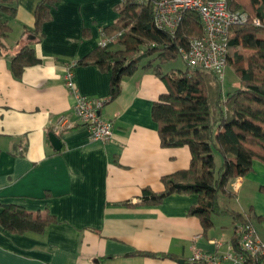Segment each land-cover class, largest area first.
Instances as JSON below:
<instances>
[{
	"label": "crops",
	"instance_id": "0c3cea01",
	"mask_svg": "<svg viewBox=\"0 0 264 264\" xmlns=\"http://www.w3.org/2000/svg\"><path fill=\"white\" fill-rule=\"evenodd\" d=\"M120 1L57 0L39 36L33 33L39 0H15V15L2 14L10 30L0 37V212L12 204L51 219L41 232L0 224V264H194V247L222 253L232 241L239 220L213 215L204 230L188 212L198 199L194 193L138 201L144 188L162 190L161 178L186 169L191 157L187 146L160 142L151 109L166 89L152 69L124 76L120 92L109 99L110 73L75 64L78 90L106 100L100 114L112 120V136L92 140L76 121L66 67L112 30ZM25 44L39 61L15 76L11 57ZM61 116L63 127L56 124ZM227 188L233 197L243 191L247 203L225 208L241 214L264 243V162L253 160L252 170Z\"/></svg>",
	"mask_w": 264,
	"mask_h": 264
},
{
	"label": "trees",
	"instance_id": "16d2710c",
	"mask_svg": "<svg viewBox=\"0 0 264 264\" xmlns=\"http://www.w3.org/2000/svg\"><path fill=\"white\" fill-rule=\"evenodd\" d=\"M15 0H0V37H6L10 26L2 14L13 17ZM57 0H39L34 11V35L39 36L42 23L50 17V6ZM229 9L248 14L244 24L232 25L228 31L229 65L238 78L235 89L223 93L218 76L200 68L162 72L163 63L180 56L192 37L201 33L197 13H184L174 33L161 29L153 21V7L137 0H121L119 18L111 26L122 34L112 43L98 45L75 64H94L110 73L109 99L118 95L124 76L139 67L152 69L164 82L165 92L153 103L151 113L157 122L162 146H187L190 163L186 169L161 178L163 189H142L140 203L161 202L172 193H194L198 199L189 214L200 219L204 230L213 224V215H229L242 221L241 214L222 208L219 194L234 196L228 184L252 170L253 160L264 162V0H226ZM259 20V24L253 22ZM117 43V47L115 44ZM30 44L11 57V69L20 76L23 68L38 62ZM155 62V63H154ZM221 163L215 171L214 152ZM48 214L33 213L12 204H4L0 224L16 232H41L50 221ZM241 250L238 237L231 241ZM146 255H155L142 253ZM246 264H264V255L245 253Z\"/></svg>",
	"mask_w": 264,
	"mask_h": 264
},
{
	"label": "built area",
	"instance_id": "2783aa9c",
	"mask_svg": "<svg viewBox=\"0 0 264 264\" xmlns=\"http://www.w3.org/2000/svg\"><path fill=\"white\" fill-rule=\"evenodd\" d=\"M149 3L153 7V21L156 26L174 33L182 21L184 13L192 11L198 14L201 33L192 37L186 48H180V56L191 68H200L215 73L222 81L227 67L230 51L228 31L232 25L244 24L249 20L247 13L229 9L226 0H137ZM259 24L258 19H254ZM122 31L107 33L103 31L98 45L104 47L115 41ZM71 62L65 70V85L71 92L74 102L73 110L78 125L87 129L89 138L100 142L109 140L113 133V122L100 114L105 99L91 98L83 95L73 79ZM57 126L63 127L65 118L59 117ZM234 234L238 237L241 250H235L232 243L222 253H208L199 248L192 251L190 260L194 264H246L245 253L264 255V243L258 237L253 225L247 221L235 226ZM198 236H195L197 239ZM194 239V240H195ZM216 245L219 242L214 241Z\"/></svg>",
	"mask_w": 264,
	"mask_h": 264
},
{
	"label": "rangeland",
	"instance_id": "374dc122",
	"mask_svg": "<svg viewBox=\"0 0 264 264\" xmlns=\"http://www.w3.org/2000/svg\"><path fill=\"white\" fill-rule=\"evenodd\" d=\"M117 47V43L115 44ZM232 52V49L230 50V53ZM155 63V62H154ZM190 67L185 63V61L181 58V56H177L176 59L173 62L163 63L161 65L162 72H167L170 70H174L176 72L178 71H186ZM191 69V68H190ZM189 69V70H190ZM238 84V78L232 68L228 65L223 74L222 79V87H223V93L226 96L228 92H231L233 89L237 87ZM215 156V171L217 172L220 163H221V157L218 152H214ZM219 203L223 208H229V209H240V206L245 205L247 202L245 201L243 197V191L240 192L237 197L233 196H225L224 194H219ZM215 221H227L226 217H214Z\"/></svg>",
	"mask_w": 264,
	"mask_h": 264
},
{
	"label": "water",
	"instance_id": "95a60500",
	"mask_svg": "<svg viewBox=\"0 0 264 264\" xmlns=\"http://www.w3.org/2000/svg\"><path fill=\"white\" fill-rule=\"evenodd\" d=\"M50 137L52 138L53 141L58 142V138L53 135V133H50Z\"/></svg>",
	"mask_w": 264,
	"mask_h": 264
}]
</instances>
